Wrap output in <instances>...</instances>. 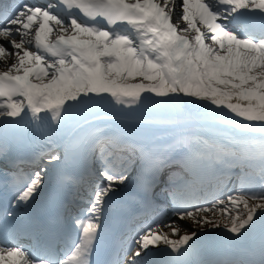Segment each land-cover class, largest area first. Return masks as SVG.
<instances>
[{
  "label": "snow or ice",
  "instance_id": "6c2138e0",
  "mask_svg": "<svg viewBox=\"0 0 264 264\" xmlns=\"http://www.w3.org/2000/svg\"><path fill=\"white\" fill-rule=\"evenodd\" d=\"M0 62V264H264V0H0Z\"/></svg>",
  "mask_w": 264,
  "mask_h": 264
},
{
  "label": "bare ground",
  "instance_id": "6f19581e",
  "mask_svg": "<svg viewBox=\"0 0 264 264\" xmlns=\"http://www.w3.org/2000/svg\"><path fill=\"white\" fill-rule=\"evenodd\" d=\"M0 66H2V62H0ZM228 181L232 182L229 184L228 191L239 188L240 186L239 183L235 184V182L232 179H229Z\"/></svg>",
  "mask_w": 264,
  "mask_h": 264
},
{
  "label": "rangeland",
  "instance_id": "374dc122",
  "mask_svg": "<svg viewBox=\"0 0 264 264\" xmlns=\"http://www.w3.org/2000/svg\"><path fill=\"white\" fill-rule=\"evenodd\" d=\"M243 207V206H242Z\"/></svg>",
  "mask_w": 264,
  "mask_h": 264
}]
</instances>
